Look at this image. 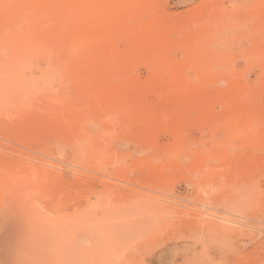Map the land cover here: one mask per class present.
<instances>
[{"label": "rangeland", "instance_id": "1", "mask_svg": "<svg viewBox=\"0 0 264 264\" xmlns=\"http://www.w3.org/2000/svg\"><path fill=\"white\" fill-rule=\"evenodd\" d=\"M0 264H264V0H0Z\"/></svg>", "mask_w": 264, "mask_h": 264}, {"label": "bare ground", "instance_id": "2", "mask_svg": "<svg viewBox=\"0 0 264 264\" xmlns=\"http://www.w3.org/2000/svg\"><path fill=\"white\" fill-rule=\"evenodd\" d=\"M77 40H78V39H77ZM79 40H83V39H79ZM85 40H86V39H85ZM77 42H78V41H77ZM77 42H76V43H77ZM80 42H81V43L78 42V44H77L78 46L74 43V45L77 46V49L79 48V46H80V49H81V45H80V44H82V41H80ZM87 42H89V41H87ZM84 43H85V41H84ZM84 43H83V44H84ZM74 47H75V46H74ZM77 51H78V50H77ZM78 65H80V66L82 67V65H81L80 63H79ZM80 66H79V67H80ZM81 72H82V71H81ZM87 73H88V72H87ZM97 91H98V90H97ZM96 93H97V92H96ZM96 93H95V94H96Z\"/></svg>", "mask_w": 264, "mask_h": 264}]
</instances>
